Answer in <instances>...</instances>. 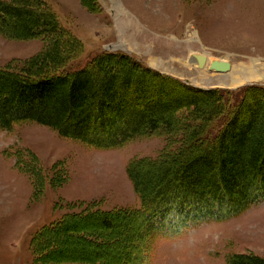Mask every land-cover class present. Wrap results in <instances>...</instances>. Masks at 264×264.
Segmentation results:
<instances>
[{
    "label": "rangeland",
    "instance_id": "1",
    "mask_svg": "<svg viewBox=\"0 0 264 264\" xmlns=\"http://www.w3.org/2000/svg\"><path fill=\"white\" fill-rule=\"evenodd\" d=\"M47 1L63 28L81 42L80 67L97 54L122 53L194 88L234 91L264 86V0H86L93 12L80 0ZM45 40L0 33V70L17 72L47 49ZM193 54L228 61L235 85L217 87V80L227 73L198 68L191 61ZM144 89L148 97L155 93L149 85ZM115 90L112 107L125 102L119 84ZM119 107L124 110L116 127L135 110L127 103ZM246 117L243 114L228 134L237 131ZM69 123L66 129H71ZM182 135L180 130L157 132L102 150L35 122L0 130V264H34L33 234L65 214L139 208L126 168L132 162L148 164L178 151L184 144ZM181 177L187 181L189 176L180 175L177 181ZM257 184L244 190V196H250ZM98 222H77L74 227L95 236L98 230L92 225ZM129 222L120 223L119 236L113 240L122 238V243L84 247L60 241L67 249L64 253L99 259L105 255L110 260L122 251L124 239L136 249L141 233ZM231 255L264 258V202L252 204L226 222L190 224L178 236L158 237L149 264H226ZM119 263L116 259L114 264Z\"/></svg>",
    "mask_w": 264,
    "mask_h": 264
},
{
    "label": "trees",
    "instance_id": "2",
    "mask_svg": "<svg viewBox=\"0 0 264 264\" xmlns=\"http://www.w3.org/2000/svg\"><path fill=\"white\" fill-rule=\"evenodd\" d=\"M80 1L93 12L91 3ZM0 33L48 44L17 72L0 70V130L35 122L102 150L163 131L180 130L184 140L178 151L126 168L139 208L65 214L40 227L30 242L34 264H114L116 259L119 264H149L158 237H174L190 224L227 221L264 202V86L194 88L122 53H100L80 67L81 42L63 28L47 0H0ZM118 84L125 102L112 107ZM148 85L155 91L151 97L145 94ZM126 103L135 110L116 127L124 110L119 105ZM243 114L247 117L238 130L228 134ZM68 122L71 129L65 128ZM186 174L187 181H177ZM255 183L251 195L244 196ZM95 220L96 237L74 227ZM127 220L141 233L136 249L123 238L122 251L110 260L64 253L61 242L84 247L122 243V238L113 240ZM226 264H264V258L231 255Z\"/></svg>",
    "mask_w": 264,
    "mask_h": 264
},
{
    "label": "water",
    "instance_id": "3",
    "mask_svg": "<svg viewBox=\"0 0 264 264\" xmlns=\"http://www.w3.org/2000/svg\"><path fill=\"white\" fill-rule=\"evenodd\" d=\"M199 68H203L206 63V57L203 55H193ZM231 69V64L228 61L214 60L209 64V70L220 74H226Z\"/></svg>",
    "mask_w": 264,
    "mask_h": 264
},
{
    "label": "bare ground",
    "instance_id": "4",
    "mask_svg": "<svg viewBox=\"0 0 264 264\" xmlns=\"http://www.w3.org/2000/svg\"><path fill=\"white\" fill-rule=\"evenodd\" d=\"M196 54V53H195ZM194 55V54H193ZM212 60V59H211ZM210 59H208L207 57H206V65L204 64V66H203V68H202V70H209V64H210V62H212ZM221 61H225L224 59H220ZM177 61V60H176ZM191 61H194V63H195V65L197 66V64H196V61L195 60H191ZM153 62V65H155L156 64V61L154 60V61H152ZM208 72V71H207ZM202 73V71L200 72V74ZM261 75L262 76H264V67L261 69ZM202 78H205V77H202ZM235 79L236 78H234L233 77V73H231V71H229V72H227V74L226 75H224L223 76V78H221V79H219V80H217V82H216V86L217 87H227V88H231V87H233L234 85H235ZM239 79V78H238ZM204 80H206V79H204ZM209 79H207V81H208ZM202 82V81H201ZM203 82H205V81H203Z\"/></svg>",
    "mask_w": 264,
    "mask_h": 264
}]
</instances>
